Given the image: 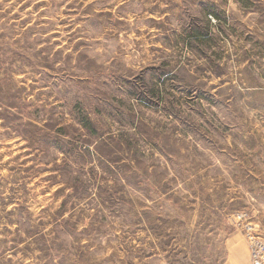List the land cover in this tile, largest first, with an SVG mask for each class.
Returning <instances> with one entry per match:
<instances>
[{
    "label": "rangeland",
    "instance_id": "374dc122",
    "mask_svg": "<svg viewBox=\"0 0 264 264\" xmlns=\"http://www.w3.org/2000/svg\"><path fill=\"white\" fill-rule=\"evenodd\" d=\"M249 226L264 0H0V264H249Z\"/></svg>",
    "mask_w": 264,
    "mask_h": 264
},
{
    "label": "built area",
    "instance_id": "2783aa9c",
    "mask_svg": "<svg viewBox=\"0 0 264 264\" xmlns=\"http://www.w3.org/2000/svg\"><path fill=\"white\" fill-rule=\"evenodd\" d=\"M249 264H264V240L254 233L250 226L245 232Z\"/></svg>",
    "mask_w": 264,
    "mask_h": 264
},
{
    "label": "crops",
    "instance_id": "0c3cea01",
    "mask_svg": "<svg viewBox=\"0 0 264 264\" xmlns=\"http://www.w3.org/2000/svg\"><path fill=\"white\" fill-rule=\"evenodd\" d=\"M245 259L247 260V257Z\"/></svg>",
    "mask_w": 264,
    "mask_h": 264
}]
</instances>
